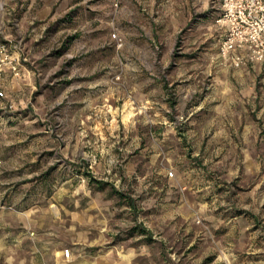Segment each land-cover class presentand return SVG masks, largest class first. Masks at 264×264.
I'll return each mask as SVG.
<instances>
[{
    "label": "rangeland",
    "instance_id": "374dc122",
    "mask_svg": "<svg viewBox=\"0 0 264 264\" xmlns=\"http://www.w3.org/2000/svg\"><path fill=\"white\" fill-rule=\"evenodd\" d=\"M22 1L0 264H264V75L222 55V0Z\"/></svg>",
    "mask_w": 264,
    "mask_h": 264
},
{
    "label": "built area",
    "instance_id": "2783aa9c",
    "mask_svg": "<svg viewBox=\"0 0 264 264\" xmlns=\"http://www.w3.org/2000/svg\"><path fill=\"white\" fill-rule=\"evenodd\" d=\"M221 7L216 22L227 30L220 44L222 55L235 49L243 50L246 59L262 65L264 75V0H222ZM113 37L118 40L116 33ZM237 59L241 60L240 57ZM18 63L19 58L9 43L0 38V98L6 96L3 90L6 71L18 75ZM70 254V249L66 248L64 255L68 257Z\"/></svg>",
    "mask_w": 264,
    "mask_h": 264
},
{
    "label": "crops",
    "instance_id": "0c3cea01",
    "mask_svg": "<svg viewBox=\"0 0 264 264\" xmlns=\"http://www.w3.org/2000/svg\"><path fill=\"white\" fill-rule=\"evenodd\" d=\"M49 1L50 0H23L22 3H21V5L22 6H25V7H29V8L30 7H36V8L38 7V13L41 14V13H44V11H45L44 8H46V7L49 8L50 5H53V4H51L52 2H49ZM40 8L42 9V12L41 11L39 12V9ZM235 50H238V49H235ZM241 51H243V50H241ZM250 63L251 64L249 66H257V64H258V63H252V62H250ZM260 68H262V65L261 64H260ZM262 70H263V68H262ZM7 71H9V70H7ZM5 75H6V73H5ZM4 79H5V77H4Z\"/></svg>",
    "mask_w": 264,
    "mask_h": 264
},
{
    "label": "trees",
    "instance_id": "16d2710c",
    "mask_svg": "<svg viewBox=\"0 0 264 264\" xmlns=\"http://www.w3.org/2000/svg\"><path fill=\"white\" fill-rule=\"evenodd\" d=\"M101 183V182H100Z\"/></svg>",
    "mask_w": 264,
    "mask_h": 264
}]
</instances>
